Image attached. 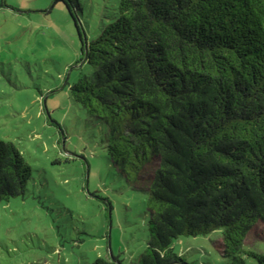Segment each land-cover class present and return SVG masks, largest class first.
<instances>
[{
    "label": "trees",
    "instance_id": "obj_1",
    "mask_svg": "<svg viewBox=\"0 0 264 264\" xmlns=\"http://www.w3.org/2000/svg\"><path fill=\"white\" fill-rule=\"evenodd\" d=\"M57 1L91 68L70 98L105 126L110 162L144 196L133 264H189L173 240L216 230L224 256L264 264L243 248L264 223V0H118L89 42L71 0ZM31 173L0 139V201L22 195Z\"/></svg>",
    "mask_w": 264,
    "mask_h": 264
},
{
    "label": "rangeland",
    "instance_id": "obj_2",
    "mask_svg": "<svg viewBox=\"0 0 264 264\" xmlns=\"http://www.w3.org/2000/svg\"><path fill=\"white\" fill-rule=\"evenodd\" d=\"M117 1L71 0L87 42ZM90 71L62 1L0 0V139L32 170L22 195L0 201V264H133L146 247L143 194L110 162L105 126L69 95ZM220 233L179 236L173 251L189 264H258L224 256ZM243 248L264 255V223Z\"/></svg>",
    "mask_w": 264,
    "mask_h": 264
}]
</instances>
